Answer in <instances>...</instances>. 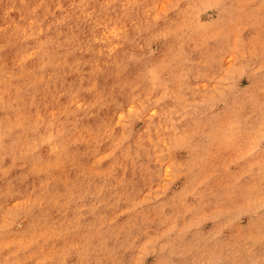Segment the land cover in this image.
<instances>
[{"label":"rangeland","instance_id":"obj_1","mask_svg":"<svg viewBox=\"0 0 264 264\" xmlns=\"http://www.w3.org/2000/svg\"><path fill=\"white\" fill-rule=\"evenodd\" d=\"M0 264H264V0H0Z\"/></svg>","mask_w":264,"mask_h":264}]
</instances>
